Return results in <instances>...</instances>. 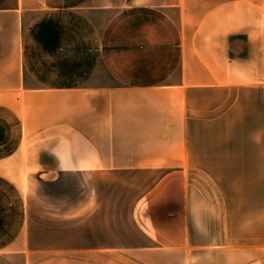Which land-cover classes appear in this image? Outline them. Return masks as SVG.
Here are the masks:
<instances>
[{
  "label": "crops",
  "instance_id": "1",
  "mask_svg": "<svg viewBox=\"0 0 264 264\" xmlns=\"http://www.w3.org/2000/svg\"><path fill=\"white\" fill-rule=\"evenodd\" d=\"M0 264H264V0H0Z\"/></svg>",
  "mask_w": 264,
  "mask_h": 264
},
{
  "label": "rangeland",
  "instance_id": "2",
  "mask_svg": "<svg viewBox=\"0 0 264 264\" xmlns=\"http://www.w3.org/2000/svg\"><path fill=\"white\" fill-rule=\"evenodd\" d=\"M152 177L156 178L157 176H152ZM149 178H150V177H149ZM142 180H143L142 178H139V177H138V179L135 180V181H133V182H138V183H139V182H141Z\"/></svg>",
  "mask_w": 264,
  "mask_h": 264
}]
</instances>
